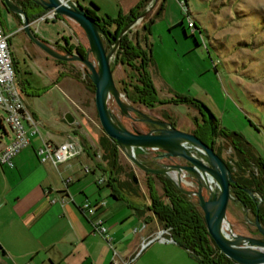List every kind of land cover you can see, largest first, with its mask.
<instances>
[{
	"label": "rangeland",
	"instance_id": "1",
	"mask_svg": "<svg viewBox=\"0 0 264 264\" xmlns=\"http://www.w3.org/2000/svg\"><path fill=\"white\" fill-rule=\"evenodd\" d=\"M95 1L101 5L100 14L116 16L112 0ZM158 4L155 2V6L147 10L131 29H139V44L150 54V63L155 62L157 97L173 101L145 107L129 99L121 87L130 86L135 81V73L114 56L111 61L116 63L112 75L115 85L124 94L123 98L151 115L173 116L175 126L182 130L191 129L195 118L201 116L194 105L176 99L179 96L194 99L212 113L217 124L212 131L225 129L240 133L254 153L264 159V0H186V6L179 0H162V12L149 24V32L145 31L147 40L144 41L142 23ZM186 12L195 22L193 31L187 25ZM0 19L10 34L16 78L25 79L29 84L22 92L24 102L35 108L47 121L48 128L58 135L66 132V127H71L65 117V112L69 111L75 117L72 126L77 125L75 131L79 132L81 144L84 146V142H88L99 150L90 135L98 141L104 130L95 107L94 88L84 64L76 60L59 62L34 43L22 28L18 29L20 19L7 16L3 9ZM32 28L39 38L55 48V43L60 41L81 49L88 47L84 30L69 17L57 15L54 19L36 23ZM89 58H93L91 53ZM57 79L59 83L55 84ZM35 90L42 92L36 95L33 94ZM109 105L117 112L118 106L111 98ZM119 118L130 129L147 131L151 126L143 121ZM81 127L84 130L79 131ZM218 139L222 156L227 158L230 149L229 155L235 157L230 141L221 135ZM146 152L147 149L135 148L139 157L147 155ZM119 155L125 168L120 178H126V171L132 170L141 189L148 195L147 175L121 149ZM87 177L91 186L96 187L91 180L93 176ZM150 177L157 193H161L157 178ZM226 218L233 232L253 235L255 227L249 223L253 221V215L247 212L245 216L239 203L229 200Z\"/></svg>",
	"mask_w": 264,
	"mask_h": 264
},
{
	"label": "crops",
	"instance_id": "2",
	"mask_svg": "<svg viewBox=\"0 0 264 264\" xmlns=\"http://www.w3.org/2000/svg\"><path fill=\"white\" fill-rule=\"evenodd\" d=\"M112 1L117 16L127 13L141 0ZM152 2L149 0L144 10ZM80 3L99 16L106 15L100 14L101 5L95 0ZM154 6L155 3L152 8ZM136 30L139 31L138 28ZM142 37L144 41L147 40L145 32ZM148 70L155 85V62L148 65ZM54 83L59 82L57 80ZM25 105L38 119L39 130L32 132L28 129L29 141L14 156L12 167L0 163V264H110L111 247L102 236L92 231L88 220L78 208L86 197L93 203L105 199V206L97 211V215L107 226L111 244L118 253V261L128 262L140 240L162 227L152 212L147 210L149 196L140 185L136 193L115 188L117 196H113L106 182L98 184L96 178L99 175L107 177V172L100 168L106 166L105 160L95 158V148L88 142H84L81 154L61 163L58 168L49 160L40 161L37 149L43 139L59 143L69 136L78 137L79 132L75 131L77 125L72 126L75 117L69 111L65 112L71 127H66V132L61 131L62 134L58 135L48 128L47 121L41 118L35 108L28 103ZM90 137L101 150L98 141L92 135ZM11 138V131L3 124L0 130V150ZM84 165H89L91 171L84 172ZM88 175L93 176L91 180L96 187L91 186ZM68 176L71 181L65 185L63 178ZM68 195H72L74 200L69 199ZM52 198L55 200L52 201ZM142 222H146L145 229L134 233L133 229ZM129 264L198 262L178 243L154 241Z\"/></svg>",
	"mask_w": 264,
	"mask_h": 264
},
{
	"label": "water",
	"instance_id": "3",
	"mask_svg": "<svg viewBox=\"0 0 264 264\" xmlns=\"http://www.w3.org/2000/svg\"><path fill=\"white\" fill-rule=\"evenodd\" d=\"M42 9H52L59 16L75 20L84 30L88 41L86 54L76 51H61L49 42L39 38L30 25L25 9L12 0H4L6 6L19 14L21 28L27 36L49 55L61 60H76L84 64V69L94 88V102L98 118L104 132L113 138L125 156L143 171L160 174L168 178L178 189L192 195L202 210L207 232L218 249L236 264H264V228L258 216L249 221L255 226L259 236L244 235L233 232L226 218L229 200L237 201L230 191L235 182L233 173L213 148L212 143L203 141L196 133L182 130L171 121L153 118L136 108L123 98V94L115 85L112 71L116 61L115 50L120 36L130 29L139 17L150 10L153 2L138 17L129 21L112 41L107 31L96 18L91 17L78 0H34ZM89 53L93 58H89ZM118 106L115 112L109 105V99ZM200 107L212 120L210 110L200 103ZM131 111L138 112L141 117L160 126L156 129L142 131L126 127L120 116H131ZM214 126H212L213 130ZM135 148L147 149V155L154 165L146 164L135 153ZM133 179L137 182L136 175ZM253 200H257L256 210L262 202L261 194L248 186L239 185ZM245 216L247 213L245 212Z\"/></svg>",
	"mask_w": 264,
	"mask_h": 264
},
{
	"label": "trees",
	"instance_id": "4",
	"mask_svg": "<svg viewBox=\"0 0 264 264\" xmlns=\"http://www.w3.org/2000/svg\"><path fill=\"white\" fill-rule=\"evenodd\" d=\"M148 1L141 0L127 13L118 14L115 17L109 15L98 16L92 9L83 7L91 17L99 21L100 25L115 40L120 30L129 21L142 13ZM162 5V0H160L157 9L142 23L144 32H149V24L154 21L156 16L161 14ZM44 11L45 9L39 7L33 15L28 17L32 19ZM19 19L21 21L20 17ZM180 23L177 22L176 24ZM111 27L113 28L111 29ZM121 41L122 44L116 52V58L122 64L128 65L135 73V81L130 83V93L132 94L129 97H136L139 102L146 106H153L157 102L165 103L173 101V99L163 101L157 97L156 88L148 70V65L151 62L150 54L139 43L132 42L126 33L122 36ZM72 49H75L81 55L86 54V49L78 48L77 45L69 44V46L65 47V50L72 51ZM58 61L65 62L59 59ZM18 81L21 90H26L29 85L28 81L25 79L21 81L18 79ZM41 92V90H35L33 94L38 95ZM176 101L187 102L194 106L199 105L196 100L184 96L177 97ZM0 127L3 129L1 117ZM192 132L195 133L193 130ZM214 132L216 133L217 130ZM218 133L230 141L234 150L235 157L230 156L232 163H229L225 159L235 179V182L231 184L230 191L235 198L239 199L243 211L246 213L250 212L253 218L258 216L259 223L264 228V159L254 153L240 133L235 131L229 132L225 129H220ZM98 143L102 152L101 160H105L106 165L100 168L107 172L106 184L111 188V195L117 196L116 192H114L115 188L136 193L139 190V184L134 181L132 170L126 171V178H120V174L125 172V168L124 164L120 161V148L117 142L103 132L98 138ZM151 176L152 178H155L153 176H157L160 179L162 192L157 193L153 182L150 180L151 177H148L146 186L150 203L147 206V210L152 212L162 226L171 228L175 241L187 249L196 258L198 264H236V262L225 256L218 249L210 237L206 229L202 210L197 205L195 198L178 189L170 180L155 174H151ZM239 185L251 187L261 194L262 202L258 210H256L258 199L253 200L249 195L244 196L245 191L241 188L240 192L238 191Z\"/></svg>",
	"mask_w": 264,
	"mask_h": 264
},
{
	"label": "built area",
	"instance_id": "5",
	"mask_svg": "<svg viewBox=\"0 0 264 264\" xmlns=\"http://www.w3.org/2000/svg\"><path fill=\"white\" fill-rule=\"evenodd\" d=\"M181 4L186 6L185 0H179ZM57 14L52 9L46 10L36 17L29 19L30 25L33 27L36 23L47 19H54ZM187 25L192 31L195 22L189 13L186 12ZM139 17L138 19H140ZM137 19V20H138ZM21 28V26H20ZM10 34L6 31L0 19V117L11 131L12 138L0 150V163L12 167L14 165V156L25 146L28 141V129L32 132L39 130V121L33 112L27 108L22 97V90L15 74L14 59L11 53L9 41ZM3 123V124H4ZM84 151V146L77 136H70L59 143H54L49 139H43L42 145L37 149L40 161L49 160L56 168L68 160L76 157ZM95 158L101 160V150L95 149ZM230 154V149H229ZM226 158L232 163V158ZM84 172L91 171L89 165L83 166ZM107 178L101 174L96 178L98 184L106 182ZM71 181V177L63 178V183L67 185ZM68 198L73 199L72 195ZM55 198H52L54 201ZM105 199H100L96 203L91 202L87 197L78 205V208L88 220L92 231L102 236L112 249V259L110 264H129L140 252L154 241L161 243H177L172 235L170 227L162 226L150 235L142 238L138 248L128 262L121 263L118 261V253L111 244V238L108 235L107 226L101 217L97 215V211L105 206ZM146 227V222H142L139 227L133 229L134 233L142 232Z\"/></svg>",
	"mask_w": 264,
	"mask_h": 264
},
{
	"label": "flooded vegetation",
	"instance_id": "6",
	"mask_svg": "<svg viewBox=\"0 0 264 264\" xmlns=\"http://www.w3.org/2000/svg\"><path fill=\"white\" fill-rule=\"evenodd\" d=\"M13 2H15L17 5H19V6H21L23 9H25L26 10V12H27V15L28 16H30V15H33L37 10H38V8L40 7L39 6V4H37L34 0H12ZM5 10V12H6V14H7V16H9V15H13V16H15L16 18H18L19 19V14L18 13H16L15 11H13V10H11V9H9L7 6H6V4L4 3V0H0V17H1V10ZM126 34H127V36H128V38L132 41V42H134V43H139V33H138V30H132L131 28L130 29H128L126 32H125ZM125 33H123L121 36H120V38H119V41H118V44H117V47H116V50H115V54H114V56H115V58H116V52H117V50H118V48H119V46L122 44V36L125 34ZM118 35H119V33H118ZM118 35L116 36V39H117V37H118ZM109 37L111 38V40L112 41H115V40H113L112 39V37L109 35ZM55 45H56V48L58 49V50H61V51H65V47H67V46H69V43H67V42H65V41H60V42H57V43H55ZM72 51H75V49H72ZM59 60H61V59H59ZM62 61H67V60H62ZM122 88V90L124 91V94L130 99L131 98V100L133 101V102H137V103H139V104H141V105H143V106H145V107H152V106H146V105H144V104H142L141 102H139L138 100H137V98L135 97V98H133V97H129V95H131L132 93H130V91H131V86H129V85H124V86H122L121 87ZM130 88V89H129ZM122 93V92H121ZM123 94V93H122ZM123 94V95H124ZM155 105V104H154ZM153 105V106H154ZM135 106V105H134ZM136 108H138L139 110H141L139 107H137V106H135ZM195 108H196V110H197V112H198V114L201 116L200 117V119H198V118H195V120H194V125H193V127L191 128V129H189L188 131H191L192 132V130L193 131H195V133L203 140V141H205V142H207V143H212V146H213V148H214V150L219 154V155H221L222 156V152H221V148H220V143H219V139H218V137H219V133L218 132H214V131H212L211 129H212V126H216L217 124H216V121H215V119L214 118H212V120L211 119H209L208 118V115L206 114V112L200 107V104L199 105H196V106H194ZM142 111V110H141ZM144 112V111H143ZM131 113V116L132 117H129V116H121V117H127V118H129L132 122H134V121H143V122H146V123H149V124H151V126L148 128V130H150V129H156V128H158L160 125L159 124H157V123H154V122H151V121H148V120H145V119H139V117H141V115L138 113V112H136V111H131L130 112ZM148 116H150V117H153V118H160V119H165V120H167V121H171L174 125H175V118L173 117V116H171V115H165V116H162V117H160V116H156V114H149L148 112H145ZM207 115V116H206ZM132 128H134V127H132ZM223 157V159L225 160L226 158L224 157V156H222ZM146 164H148V165H154V163L151 161V159L149 158V156L148 155H145V156H141L140 157ZM144 173L147 175V177H150V175L151 174H153V173H150V172H147V171H144ZM155 175H158V176H162V175H160V174H155ZM156 178H157V176H155ZM163 178H165V179H168V178H166V177H164V176H162ZM157 180L159 181V183L161 184V182H160V179L159 178H157ZM169 180V179H168ZM240 188H238V191L240 192ZM244 191V190H243ZM249 194L245 191V194H244V196H248ZM250 196V195H249ZM235 202H237V203H239V205H240V202H239V200H237V201H235ZM241 206V205H240ZM250 223V222H249ZM253 226V225H252ZM255 227V226H254ZM255 229V228H254ZM256 230V229H255ZM254 236H259L258 234H256L255 233V231L252 233Z\"/></svg>",
	"mask_w": 264,
	"mask_h": 264
}]
</instances>
